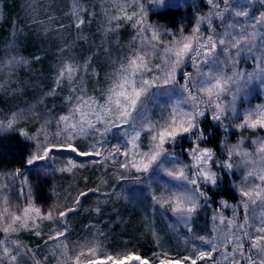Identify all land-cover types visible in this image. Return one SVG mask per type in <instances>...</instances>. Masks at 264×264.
Instances as JSON below:
<instances>
[{"label": "snow or ice", "instance_id": "snow-or-ice-1", "mask_svg": "<svg viewBox=\"0 0 264 264\" xmlns=\"http://www.w3.org/2000/svg\"><path fill=\"white\" fill-rule=\"evenodd\" d=\"M149 2L161 16L184 6L183 0ZM254 2L249 0V4ZM110 3L114 11L109 14L111 10L105 9L104 36L115 34L121 20L131 22L136 33L128 45V53L111 61L106 87L89 90L86 86L88 75L99 83V72L90 68L92 56L82 64L62 59L52 90L0 119V131H19L16 125L20 121L42 119V140L27 132L21 135L33 142L34 150L26 157L27 165L45 162L36 169L45 176L99 165L113 182L133 180L150 186L155 175L167 177L159 192L150 188L152 211L158 208L171 213L174 224H182L192 241L199 243H192L187 254L175 258H170L167 252L156 253L152 264H264V135H260L264 133V104L243 112L237 108L249 83L258 81L264 87V12L256 16L248 6L234 5L232 0H206L210 6L208 13L197 15L191 32L186 33L183 25H177L174 30L165 24L149 22L150 9L142 0L130 3L110 0ZM260 3L264 5V0ZM26 8L33 10L34 0H28ZM66 15L73 18V27L79 31L86 23L85 16L91 14L80 0H72ZM216 20L220 21L219 28ZM202 25L206 26V33L201 30ZM10 47L14 50L15 43ZM66 51L61 49L62 53ZM100 54L111 56L105 41L93 55ZM242 57L251 58L255 65L252 71L241 66ZM29 64L25 57L9 51L8 57L0 60V72L14 75L18 68ZM64 85L69 91L64 98L67 111L55 116L44 101ZM0 91L8 94L18 93L20 89L0 84ZM160 98L166 99L161 103ZM4 115L0 112V116ZM205 118L225 132L224 160L217 158L214 149L204 146L209 138L202 126ZM233 128L241 136L230 144L227 133ZM245 132L252 136L244 135ZM185 139L188 146L178 153L176 149ZM245 141L255 147L249 151L244 147ZM61 152L73 155L64 158L67 166L52 167L49 162H54L56 154ZM241 165L246 169L243 179L233 182L240 198L238 203L229 204L221 199L219 208L211 215V234L197 235L193 231L196 216L212 206L216 194L213 189L219 191L234 167ZM9 175L10 183L0 180V264H20L25 259L31 264H42L36 250L12 239L23 231L40 237L42 233L38 229L42 222L52 225L44 245L55 258V264H130L132 261L150 264L148 259L133 252L121 256L105 254L101 258L98 239L82 238L74 247L75 254L69 255L70 221L85 211V199L95 196L98 200L103 197L104 203L113 199L128 201L129 195L123 188L120 192L115 188L104 191L101 185H107L108 180L102 179L96 187L77 189L74 195L68 193L63 200L70 196V206L54 192L56 201L42 208L35 203L26 176L23 181H17V177L23 176L19 169ZM84 182L87 184V177ZM13 187L17 188L15 203L10 198ZM223 209H230L231 215L226 216ZM94 212L99 214L101 208L96 207ZM96 227L85 225L87 229ZM170 227L174 230V226ZM152 234L154 242L159 244V236L155 231ZM182 239L185 245L189 243L186 235Z\"/></svg>", "mask_w": 264, "mask_h": 264}, {"label": "rangeland", "instance_id": "rangeland-1", "mask_svg": "<svg viewBox=\"0 0 264 264\" xmlns=\"http://www.w3.org/2000/svg\"><path fill=\"white\" fill-rule=\"evenodd\" d=\"M130 2L131 0H129V3ZM142 2L150 9L148 17L149 22L165 24L174 30L177 25H183L186 33L191 32L197 15L207 14L210 8V6L207 5L206 0H183V7L173 8L175 13L172 15V18L167 17V21H157L153 14L158 11L155 9V6L150 3L149 0H142ZM232 3L234 5L238 4L241 6H248L250 12L256 16H258L261 12H264V5L260 3V0H255V2L251 4H249V0H232ZM68 4L69 2L66 6ZM26 5H22V12L20 13L25 17H27L26 14L28 11ZM83 6L88 9V12L91 15L85 16L86 23L81 30L78 31L75 29L73 27V18L66 15L59 20L60 24H63L64 27L56 28L50 38H43L41 41V44H45L47 42L46 46L43 48L44 52L50 50V48H54L52 50V63L54 64L51 67V71L54 70L55 73L53 75L52 82L47 81L48 85L43 83L42 86H40V80L43 76L38 74V68H33L32 63L34 58L24 53L22 49L20 50L16 41H12V39L16 40L18 36L17 34L20 33L18 28H15L14 24L13 27L9 28L5 37L6 39L0 45V54L2 50L5 51L4 54L0 56V60L6 59L9 51H12L13 55L19 54L20 56L28 59L30 64L26 68H18L14 75H6L5 72H0V84L5 85L6 88L20 89L18 93L9 92L8 94L0 91V112L5 114L4 116H0V119H5L8 113L23 108L25 104L33 103L36 97L44 96L46 93L50 92L54 87L55 76L62 59H68L82 64L89 56H92L93 59L90 68H94L97 72H99V83H97L96 78L88 75L85 78L86 86L89 90H98L101 87H106V77L111 71V61L119 60L128 53V45L133 42L136 30L132 28L131 22L121 20L117 22L120 24L117 32L115 34L109 33L105 37L102 30L103 27L106 26L105 9L111 10L109 14L114 11L110 0H87ZM131 10L132 9H130V11ZM30 13L32 15L29 17V20L32 19L33 21L37 15L31 11ZM45 13L51 14V11L43 12L42 16L44 18L47 17L45 16ZM89 20L90 23L88 22ZM215 24L219 28L220 21L216 20ZM201 30L206 33V26L202 25ZM102 41H105L106 46L111 49L110 57L103 54L97 56L93 55L98 52ZM13 43H15L14 50L10 47ZM65 48L69 53L61 52V49ZM241 61V66L245 69V71H252L254 69L255 65L250 57H242ZM16 77L19 79L18 82L14 81V78ZM57 92L59 93L58 96H49L44 101L55 116L64 114L67 111L64 98L69 94L68 86L64 85L61 89H58ZM165 99L166 98H160V102L163 103ZM258 104H264V87H262L258 81H254L249 83L246 89L242 92L241 98L237 102V108L238 111L243 112L245 109ZM156 115L158 118L159 113L157 112ZM209 121L213 125H217L210 119ZM42 123V119L22 120L16 125V128L19 129L20 132H27L28 135L37 136L38 139L42 140L44 135V133L40 130V125ZM218 129V133L220 134V159L224 160L226 158L223 143L225 139V132L220 127H218ZM49 130L52 131V129ZM243 134L246 136H252V133L250 132H245ZM260 135H264V133H260ZM240 136L241 133L238 130L234 128L229 129L227 133V142L234 144L240 139ZM244 147L251 151L255 146L250 144L248 141H245ZM56 155L57 159L54 162H49V164L52 167L67 166V160L64 159L65 157L61 156L59 153ZM181 158L185 160L187 159L186 157ZM233 159L238 162V158L234 157ZM44 164L45 162H38L37 165L30 166L28 173L25 175L23 174L21 177H17L16 180L23 181L26 176L27 184L32 186L35 203L42 208H48L56 201V199L49 201L45 194L38 195L33 184L35 180L34 175L37 174L36 176H38V178L41 177V174L37 172L36 169L44 166ZM245 170L246 169L243 165L240 167H234L232 173L230 174V180H232V183H239L243 179L242 174ZM54 174L58 180L59 178L62 180V183L58 185L61 187V201L67 203L69 206L71 205V197L69 196L67 201L63 200L68 193L74 195L77 189L85 190L90 187H96L97 184L101 183L102 179L108 180L107 185H101L102 190L108 191L115 188L117 192H120L123 188L129 195L128 201L113 199L109 203H104L103 197H100L99 200L95 196L86 198L84 202L85 211L75 215L70 221L72 233L67 240L69 255L75 254L74 247L78 243L82 242V238L98 239L100 248L102 249L100 252L101 258H103L105 254L121 256L127 252H133L140 255L142 258L148 259L150 264H152V262L156 259V253L167 252L170 258H175L177 256L187 254L192 243H199V241H192L191 234L185 232L182 224H174V218L171 216V213H166L164 210L158 208L156 211H152V201L149 195L150 188L159 192L161 186L168 180L167 177L159 174L155 175L150 182V186L145 183H136L133 180L113 182L111 178L104 175L101 166L99 165H87L82 169H75L73 173L54 172ZM85 177L88 178L87 184L84 182ZM11 179L12 177L9 174L6 176H0V180L4 183H10ZM234 193L236 203H238L240 198L235 188ZM16 197L17 188L13 187L10 193V198L13 199L14 203L17 202ZM98 206L101 208V212L96 214L94 209ZM217 208H219V204L216 209ZM213 210H210L201 217L196 216L193 223L194 233L205 236L211 234L213 223L211 215ZM222 211L226 216L231 215L230 209H223ZM78 220H80L79 224L77 223ZM75 224L79 225L80 228L74 227ZM90 224L96 225V229L85 228V225ZM170 226H174V230L173 227ZM38 230L42 233L40 237L35 236L31 231H23L13 236L12 239H18L24 245L36 250V256L42 260V264H55V258L51 255L49 249L44 245V241L47 239V236L52 232V225L49 222H42L40 223ZM153 231H155V233L159 236V244L154 242L152 234ZM99 233H103L104 236H100ZM184 235L187 236L189 241L186 245L183 243L182 239ZM146 241L149 242V246H141V244ZM139 242H141L140 245L138 244ZM20 264H31V262L25 259L21 261ZM130 264H137V262L132 261Z\"/></svg>", "mask_w": 264, "mask_h": 264}, {"label": "trees", "instance_id": "trees-1", "mask_svg": "<svg viewBox=\"0 0 264 264\" xmlns=\"http://www.w3.org/2000/svg\"><path fill=\"white\" fill-rule=\"evenodd\" d=\"M68 2L69 4L66 6ZM71 2L72 0H34L33 10H28L26 14L27 17H25L20 14L22 12L21 7L22 5H26L28 0H0V45L6 39L5 37L9 28L13 27L14 24L15 28H18L20 33L17 34L18 36L16 40L12 39V41H16L20 50L22 49L24 53L34 58L32 63L33 68H38V74L43 76L40 80V86H42L43 83L48 85L47 81L52 82L53 75L55 73L54 70L51 71V67L54 64L52 63V50L54 48H50V50L44 52L43 48L46 46L47 42L45 44H41V41L43 38H50L53 31L61 26L59 20L66 16V12H68L71 7ZM80 2L84 4L87 0H80ZM30 11L37 15L33 21L32 19L29 20V17L32 15ZM46 11H51V14L45 13V16L47 17L44 18L42 13ZM174 13L175 10L171 9L165 16L158 15L157 11L153 14L157 21H167V17L172 18ZM67 16L71 17L70 15ZM4 52L5 51L2 50L0 56H2ZM36 57H39L40 59L37 60L35 59ZM14 79L13 80L16 82L19 80L17 77ZM58 94L59 93L57 92L54 96H58ZM202 126L205 128V131L209 133V138L204 143V146L214 149L217 153V158L220 159V134L218 133V126L210 123L208 118H205L202 121ZM187 146L188 141L185 139L181 141V146H179L180 148L177 147L176 151L180 153L182 147ZM33 150V142L26 140L24 136L21 135L20 131H0V176L11 174L17 169H19L24 175L28 173L30 166L26 163V157ZM59 154L63 157L73 155L68 152H61ZM217 171H219V169H217ZM36 175H34L35 180L33 182L36 193L38 195L45 194L49 201L55 200L56 196L54 195V192L60 194L61 187L58 185L62 183V180L60 178L58 180L54 172L49 176L41 174L40 178ZM230 179L231 176L229 175L223 181L219 191L213 189L216 194L212 197V206L202 209L198 213L197 217H201L210 210L216 209L219 204L218 201L221 199L226 200L231 204L236 203L233 183ZM79 222L80 220L77 221L78 224ZM74 227L80 228L77 224H75ZM138 244L140 245L141 242ZM145 245L149 246V242L146 241L141 244V246Z\"/></svg>", "mask_w": 264, "mask_h": 264}]
</instances>
